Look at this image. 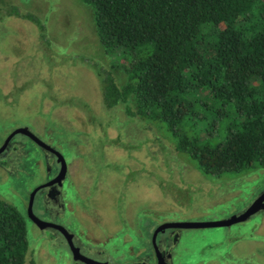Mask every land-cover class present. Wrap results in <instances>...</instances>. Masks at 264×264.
Wrapping results in <instances>:
<instances>
[{"label":"rangeland","instance_id":"rangeland-1","mask_svg":"<svg viewBox=\"0 0 264 264\" xmlns=\"http://www.w3.org/2000/svg\"><path fill=\"white\" fill-rule=\"evenodd\" d=\"M3 1L0 0L2 7L0 10L16 16L13 19L8 14L7 23L17 25L19 28H10L0 23V81L8 90V79L17 78L22 82V87L21 91L10 92L8 97L0 102V138L15 125L28 127L42 137H45L44 134L49 135L51 142L58 146L65 156L73 154L80 156L81 168L89 175L92 168L97 167L102 177L117 178L115 194L108 193L110 196L104 197L106 192L103 187L95 184L99 174H95L89 180V192L87 191V196L84 197L96 207L100 215L97 228H92L91 224L86 222L85 227H91L89 234L106 242L108 246L106 254H109L111 247V238L107 234H113L114 243L117 242L120 234L126 229L129 214L133 216L135 235L142 232V223L147 221L157 224L162 220L165 222H179L183 219H188L184 221L189 222L226 220L238 216L247 206L254 191L264 184V167L234 175L217 177L203 175L186 156H178L174 151L170 152L173 154L171 161L166 162L170 163V166L158 167L163 164L146 155L155 151L151 143L144 150L145 153H142V148L136 150L133 147V142L147 139V131L144 130L143 124L138 122L128 123L118 120V117L115 119L114 115L108 113L109 116H105L103 113L100 117L103 121H98L101 127L99 130L103 133L100 135L91 128L88 129V124L91 125L94 121L89 120L90 114H83L87 105L81 99L80 104L72 101L68 103L66 98L68 94L63 90L61 94L65 97H61V101L65 103L60 104L59 98L53 95L61 89L56 84L59 83L56 75L61 69L59 66L61 60L75 64L74 67H70L75 70L69 75L64 74L65 83L87 95V100L93 101L94 104L97 102L95 99L97 86L88 69L91 67L84 66L80 64L81 62L86 63L87 60L100 62L113 76L116 84H122L124 81L122 72L111 69L110 59L103 55L102 48L94 44L91 33L94 35L95 33L89 6L81 0L59 2L40 0L41 6L30 4L34 0H17L26 9L29 8L39 14L43 28L34 30L28 28L30 23L26 24L27 16L21 11H16L19 7L14 6L15 3L8 0L3 4ZM9 2L14 5L6 7ZM28 21L36 24L34 20ZM40 35L43 37L40 38ZM47 61L50 65L42 74L48 82L47 86H43L44 81L38 79L40 76L38 70L45 66ZM81 67H85L89 74ZM130 102L134 105L131 98ZM91 114L98 113L91 111ZM58 126L64 129L60 128L58 131L56 128ZM158 129L165 136L163 138L167 148H171L173 144L166 138L170 136L168 131L160 126ZM16 138L20 139V135ZM129 162L139 166L129 167L127 170ZM152 167H156L161 175H164L163 169L172 175L179 174V170L185 169L189 175L193 177L197 175L199 179L198 182L185 183L182 179L180 182L179 177L171 183L169 178H165L163 184H166L164 190L167 191L168 204L153 206L155 201H151L150 197L155 190L151 192L150 186L154 184L155 179H159ZM126 170L134 177L130 183L124 179ZM2 172L0 171V199L13 205L20 204L23 191L33 182L31 179H26L29 182H22L14 178L8 183H3ZM236 176L237 179L233 181ZM171 188L176 190L172 191ZM199 191L204 192L200 195ZM91 194L94 195L93 200ZM263 214L262 220H258V223L257 214H254L243 222L227 226L182 230L175 247L174 264H264ZM134 237L136 239V236ZM28 242V248L30 250L35 248L37 254H40L39 256L35 254V259L41 260L39 264L50 263L45 260L49 258L48 253L54 256L55 264H65L67 253L59 242L51 241L48 244L32 230H28ZM133 243L132 238L131 244ZM213 257L217 263L212 260Z\"/></svg>","mask_w":264,"mask_h":264},{"label":"trees","instance_id":"trees-1","mask_svg":"<svg viewBox=\"0 0 264 264\" xmlns=\"http://www.w3.org/2000/svg\"><path fill=\"white\" fill-rule=\"evenodd\" d=\"M110 68L104 103L140 119L204 175L264 167V0H81ZM101 49V50H102ZM127 108V107H126ZM0 199V264H27L28 226ZM28 264H34L32 260Z\"/></svg>","mask_w":264,"mask_h":264},{"label":"flooded vegetation","instance_id":"flooded-vegetation-1","mask_svg":"<svg viewBox=\"0 0 264 264\" xmlns=\"http://www.w3.org/2000/svg\"><path fill=\"white\" fill-rule=\"evenodd\" d=\"M7 1L8 0L3 1V4ZM56 1L59 2L60 0ZM11 2L15 3V5L9 2L6 7H10L11 5L19 7L16 11H21L27 16L26 24L30 23L31 25L27 24L28 28L30 27L34 30L39 27L43 28V24L40 21L41 18L36 11L29 8L26 9L21 5V2H18L17 0H11ZM30 4H37L41 6L40 0H34ZM8 14L10 18H16L14 14L6 13L0 10V23L7 25L10 28H19L17 25L7 23V21L9 22ZM90 15L92 20L91 10ZM29 19L34 20L38 25L32 24L28 21ZM91 34L94 37L95 46L101 49L96 36L93 33ZM42 37L43 36L40 35V38ZM73 60L76 61L74 57ZM80 64L91 67L88 69L91 71L93 75L92 80L97 86V92L95 95L97 102L94 104L93 101L87 100V95H84L73 86L65 83L64 80H66V78L64 77V74L66 73L69 75L72 70H75V68L70 69V67H74L75 64L65 63L61 60L59 65L61 69L56 75L58 77L57 81L59 82L56 84L61 89L53 93L55 97L59 98L60 104L65 103V101H61V97H65V95L61 94L63 90H65L68 94V97H66L68 103H71L72 101L80 104L79 99H81L83 103L87 105L83 114H90L89 120L94 121L93 124H88V129L91 128L100 135L103 131L99 130L101 127L98 125V121H103L100 118L103 113L105 116H109V113L114 115L115 119L118 117V120L126 121L128 123L132 121L135 122L133 118H136L139 121V117L135 114V107L131 104V97L129 96L125 98V101H118L111 107L105 105L103 91L101 90L96 77V73L99 71V68L102 67L100 62L94 63L87 60L86 63L81 62ZM49 65L50 63L47 61L45 62V66H41L38 70L40 75L38 79L41 82L44 81L43 86H47L48 79H44L42 71H45ZM65 66H68V68ZM81 68L86 70L85 67ZM87 73L89 74L88 71ZM111 77L113 78L112 75ZM8 81V90L7 87H4L3 83L0 81V102L4 101L10 92L21 91V81L19 82L17 78L8 79ZM114 82L116 84L115 80ZM44 98L48 99L49 97ZM45 110H47L46 106ZM99 110L101 112H99ZM91 111L98 114L92 115ZM140 120L143 124L144 130L147 131V139L146 141L133 142L134 149L139 150L142 148V153H145L144 150L151 143L155 151L153 153H147L146 155L150 157V159H154L155 161L163 164L158 167L164 168L165 166H170V163H166L171 161L173 154L170 152L174 151V154L178 156H181L182 154H179L173 146L171 148H167L164 138L152 130V126L149 121L144 119ZM106 124L107 123H105V125ZM56 128L58 131L60 128L62 130L64 129L62 126H58ZM16 130H20L19 133L16 132ZM17 135H20V139L16 138ZM44 135L45 137H42L37 131L35 132L33 129H29L28 127L22 128L21 125H15L7 133L2 134L0 138V171H3L1 173L3 175V183H8L9 180L14 178L22 182H29V180L26 179H31L33 184L23 191L22 197L20 198V204L16 203L18 207L17 209L20 211L21 215L24 216L29 231L32 230V232L37 234V236L44 238L45 242L48 244L51 241H57L61 244L64 251L67 253L65 264H174L173 259L175 257V247L179 241L181 231H184L185 229L199 228L197 226H180L179 224L208 222H189L184 221L188 219H183L179 222H165L162 220L157 224H152V222L147 221L142 223V232L135 235V230L133 228V216L132 214H129L126 219V229L120 234L117 242L114 243L113 234H107L111 238V247L108 251L109 254H106L105 251L108 249L106 242L101 238L94 237L89 234L91 227L97 228V222L100 219V215L97 213L95 209L96 207L91 205L89 203L90 201L85 200L84 197L87 196L90 182L89 180H91L95 174H99V178L95 180V184L103 187L106 192L104 197H106V195L110 196L109 194H115L114 189L116 190L117 178L102 177L100 175V171L97 170V167L92 168L89 175V173H86L81 168L80 156H77V154L65 156L62 150L51 142L50 136H47V134ZM116 140L118 139L116 138ZM74 151L76 150L74 149ZM154 156L162 158L158 159ZM144 161L143 163H145ZM131 162L127 165V170L129 167L139 166L130 164ZM145 164L150 165V163ZM127 170L124 171V179L126 182L130 183L134 180V177H131L130 175L132 173ZM152 170H154L159 179H155L154 184L150 186L151 192L152 190H155V193H151L150 197L151 201H155L153 206L168 204V201L166 200L167 191L164 190L166 184H163V180L165 178H169L171 183L179 177L180 182L182 179V182L185 183L198 182L199 179V176L197 175L194 177L191 176V174L189 175L185 169L183 171L179 170V174L176 175L166 173L164 169L162 170L164 175H161L158 173L156 167H152ZM122 178L123 177L121 176V179ZM193 178L196 180H192ZM236 179L237 176L234 177L233 181ZM180 187V190H182L183 186L181 185ZM171 190L174 191L176 189L171 188ZM203 192L204 191H199L200 195H202ZM263 193L264 184L257 191H254L252 197L247 202V206L241 212L245 211L246 208H248L252 202ZM91 196V199L93 200L94 195L91 194ZM164 196L165 198H163ZM263 211L264 199L256 204L255 211L251 214H257V223L258 220H262ZM249 217L245 218L243 221ZM85 222L90 223L91 227H85ZM170 223H175L173 225L174 227H167ZM163 224L164 227H159ZM134 236H136V239ZM132 238L134 239L133 244H131ZM27 254V264L30 260H32L34 264L40 263V259H35V254L38 256L40 255L37 254L35 248L32 250L29 249ZM48 255L49 258L45 260H47V262L50 261L49 264H55L54 256L49 253ZM216 258L219 259V256ZM212 260L217 263L214 257Z\"/></svg>","mask_w":264,"mask_h":264},{"label":"water","instance_id":"water-1","mask_svg":"<svg viewBox=\"0 0 264 264\" xmlns=\"http://www.w3.org/2000/svg\"><path fill=\"white\" fill-rule=\"evenodd\" d=\"M20 130H16V132L19 133ZM14 132V133H16ZM264 199V193L259 196L257 199H255L252 204L246 208L245 211L241 212L238 216H234V217H231L229 219H226V220H218V221H208V222H197V223H188V224H185V223H181L179 224L180 226H184V225H187V226H197L199 228H207V227H222V226H227V225H230V224H234V223H237V222H241L243 221L245 218L249 217L254 211H255V207H256V204L259 203L260 201H262ZM33 219V217H32ZM35 220V219H34ZM175 223H170L169 226L167 227H174ZM159 227H164V224L159 226Z\"/></svg>","mask_w":264,"mask_h":264}]
</instances>
